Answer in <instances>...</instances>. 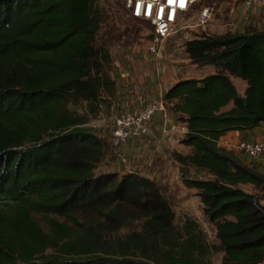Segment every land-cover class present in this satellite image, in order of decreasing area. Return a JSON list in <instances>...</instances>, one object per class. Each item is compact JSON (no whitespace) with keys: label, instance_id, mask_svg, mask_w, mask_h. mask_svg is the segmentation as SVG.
<instances>
[{"label":"trees","instance_id":"1","mask_svg":"<svg viewBox=\"0 0 264 264\" xmlns=\"http://www.w3.org/2000/svg\"><path fill=\"white\" fill-rule=\"evenodd\" d=\"M120 3L0 0V264H211L215 253L221 264H264V174L218 145L264 124V31L187 41L189 63L215 72L178 81L162 99L187 124L180 143L190 151L173 159L215 227L208 244L194 219L176 222L155 181L95 174L115 156L85 127L115 87L108 46L134 42L147 23ZM230 77L246 82L244 97ZM79 104L87 114L71 110ZM34 214L54 219L44 230Z\"/></svg>","mask_w":264,"mask_h":264},{"label":"crops","instance_id":"2","mask_svg":"<svg viewBox=\"0 0 264 264\" xmlns=\"http://www.w3.org/2000/svg\"><path fill=\"white\" fill-rule=\"evenodd\" d=\"M243 0H219L217 2L216 13L212 15V19L203 28H196L195 32L201 35H222L226 32L242 34L245 30L251 28L257 31H264V17L259 10H251L245 13L241 9ZM121 60L115 65L114 73L111 79L114 82L115 90L113 97H107L111 103V111L114 113L118 110L127 109L130 111H139L151 102L162 100L165 93L178 81L188 79H202L208 75L214 74L215 69L210 68L203 77L199 78H182L184 74H178L177 61L170 56L164 55V59L157 65V68H151L146 64L147 56H142V62L137 63L134 59L137 57L133 52L123 54ZM176 59V58H175ZM132 62V65L127 63ZM189 64V60H185ZM189 66V65H188ZM189 67H194L190 65ZM186 72V71H185ZM238 95L244 97L247 88L246 82L241 79L230 77ZM230 103L222 112H226L232 108ZM167 106L165 114L158 113L154 116L149 124L150 135L145 139L130 140L123 148L122 152L130 161V170L119 165L116 172L119 173H136L146 177L149 180L161 183L169 182L163 180L168 172V166L176 168L175 179H179L180 186L184 193L193 196L198 201L197 191L195 189L186 188L181 180L179 173V165L173 159V153L188 154L190 149L180 142L182 136L178 133L179 115L173 113ZM99 137H101L99 135ZM264 140V124L250 131H231L222 136L218 145L227 151H232L239 161L264 174V155L257 159H250L237 149L239 142L257 143ZM226 143V144H225ZM114 152V151H113ZM166 170V171H165ZM201 173L192 171L191 176L197 177ZM178 183V182H177ZM171 186V184H169ZM199 204V203H198ZM176 211V210H175ZM181 211L187 216H196L187 208H181ZM199 213V208L197 209Z\"/></svg>","mask_w":264,"mask_h":264},{"label":"built area","instance_id":"3","mask_svg":"<svg viewBox=\"0 0 264 264\" xmlns=\"http://www.w3.org/2000/svg\"><path fill=\"white\" fill-rule=\"evenodd\" d=\"M199 0H125V8L135 19L143 20L152 27L146 47V62L155 67L162 59L163 45L177 31L187 28H203L212 19L213 8L203 6L194 10ZM241 9L245 13L259 10L264 17V0H243ZM139 13V14H138ZM194 15V24L187 21ZM166 105L163 100L151 102L139 111L118 110L108 119L110 123V144L114 150L117 163L130 170V161L122 152V148L134 139H145L150 135L149 124L158 113L165 114ZM186 123L178 126V133L187 134ZM226 144V143H225ZM237 149L254 160L264 155V140L257 143L239 142Z\"/></svg>","mask_w":264,"mask_h":264},{"label":"rangeland","instance_id":"4","mask_svg":"<svg viewBox=\"0 0 264 264\" xmlns=\"http://www.w3.org/2000/svg\"><path fill=\"white\" fill-rule=\"evenodd\" d=\"M219 0H199L198 4L200 6L202 5H209L211 8H213V14L216 13L217 10V2ZM115 0H96V6L99 8H104L105 10H109L111 7H114ZM121 7H123L125 11V0H121ZM123 13V12H122ZM127 18V16H125ZM194 15H191L190 19L187 21L188 24H194ZM137 28L139 29V38L136 39L134 42L131 43H113L108 46V52L111 57L110 65L107 69L108 75L111 78V74L114 73L115 65L118 60H121L123 58V54H130L131 52L134 53L135 56H137L134 60L137 61V63H141L142 56H147L146 53V47L149 41V37L152 32V28L149 24L143 23L142 25H137ZM201 35L203 34L201 31H199ZM201 35H198L195 32L194 28H187L184 30L177 31L172 37H170L165 44L163 45V51H162V60L164 59V55L170 56L173 60H178L176 65V70L178 71V74L182 73L184 74L183 77L179 76V79L182 78H196V77H203L205 74H207L208 70L210 68H198L196 67H189L192 65L191 63H186L187 56L184 52V44L192 40L196 37H199ZM176 58V59H175ZM159 62V63H160ZM132 65V62L129 61L127 65ZM151 68L154 69L155 64L154 63H148ZM189 65V66H188ZM186 71V72H185ZM114 90L110 92L103 93L101 97V104L98 109V111L92 115H89V122L85 125L88 131L96 134L97 136H101L103 138L110 140V123H108V119L112 115L111 111V103L109 100H107V97H113L114 96ZM71 110H76L79 114H87V107L84 104H79L76 106H71ZM119 168V165L117 164V161L115 159V156L113 154H109L103 161H101L96 169L95 174H105V173H119L116 172ZM168 172L166 177L163 178L164 182L165 180H168L169 182L164 183L157 182L162 189L165 190L167 194H170L172 199V204L176 210V222L178 224H181V222L185 218V213L181 211V208H187L192 214L196 216H190L189 218L194 219L202 229L205 240L208 242V244H214L216 243L215 240V227L208 223L206 218L204 217L202 213V205L200 201L197 202L196 199L193 198L191 195H187L183 192L181 189V182H179V179H175L176 174V168L172 166H168ZM166 171V170H165ZM193 177V176H192ZM178 182V183H177ZM171 184V186L169 185ZM243 189L246 191L250 190L249 186H243ZM199 203V204H198ZM199 208V213H197V209ZM32 218L44 229H47L48 226V220L54 219L52 216H39V215H32ZM221 253H215L210 256L211 264H221Z\"/></svg>","mask_w":264,"mask_h":264},{"label":"snow or ice","instance_id":"5","mask_svg":"<svg viewBox=\"0 0 264 264\" xmlns=\"http://www.w3.org/2000/svg\"><path fill=\"white\" fill-rule=\"evenodd\" d=\"M139 14V13H138Z\"/></svg>","mask_w":264,"mask_h":264}]
</instances>
